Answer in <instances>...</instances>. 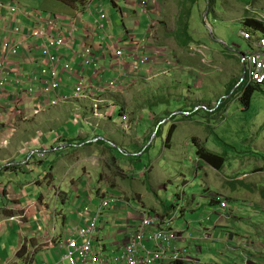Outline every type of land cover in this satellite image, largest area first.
Masks as SVG:
<instances>
[{"label": "rangeland", "instance_id": "obj_1", "mask_svg": "<svg viewBox=\"0 0 264 264\" xmlns=\"http://www.w3.org/2000/svg\"><path fill=\"white\" fill-rule=\"evenodd\" d=\"M18 1L28 7L34 5L33 0ZM230 1L211 0L209 10L206 1L200 0L199 4L197 1L192 6V14H188L189 8L184 4L169 0L167 9L155 21V30L148 45L161 50L172 65L160 62L148 73L133 76L129 64H124V72L128 76L123 79L124 83L103 91L105 102L98 116L106 118L111 130L105 124L106 131L103 132L100 126V133L126 137V143H120L119 149L130 151L133 157L109 147L113 155L117 154L118 161L114 162V167L106 161L103 173L93 175L91 180L100 181L102 177L100 186H105L117 197L124 193L122 188L138 183L136 188L142 197L131 192L130 197L134 199L131 205L137 206L141 201L144 209L156 211L162 205L165 210H170V224L174 228L170 231L176 232L179 238L168 243L177 244L189 239L175 229L183 230L188 224L187 234L204 225L206 232L203 237L208 234L206 238H211L212 228L216 231L212 235L217 237V242H204L207 248L217 253L213 260L227 264L229 258L241 251L245 259L242 262L236 260L237 264H264V81L248 83L241 61V55L250 47V42L241 36V32H248L253 40L264 36L249 28L253 21L264 25V0H236L232 4ZM107 6L117 11L110 1ZM199 9L202 13L198 18ZM205 13L207 15L203 19ZM130 15L137 19V23L129 20L128 25L119 26L120 15L117 12L115 19H110L111 24L103 30L105 38L119 35L117 43L126 54L130 52L132 43L122 34L123 30L131 29L140 37L146 25L144 15L137 17L132 12ZM108 17L111 16L108 14ZM247 22L250 25L246 26ZM184 23L186 28L182 29ZM95 35L98 33L95 32L91 38ZM185 36L190 42L197 44L195 41H201L222 51L223 60L211 58L205 49L204 59L199 56L200 50L192 46L182 53L180 45L187 44V41H182ZM119 39L122 41L118 42ZM217 39L221 44L213 43ZM103 42L109 43L108 40ZM109 55L105 51L104 56ZM112 61L113 58L109 57L102 64L106 67L105 76L111 80L114 76L109 69L119 68L115 63L111 64ZM161 68L169 69V73L161 74ZM249 85L259 87L251 93L245 107L240 96ZM220 103L222 105L217 108ZM58 104L68 110L74 104L76 112L81 115H88L91 111L90 103L83 99H63ZM115 113L114 122L118 121L120 114H126L132 127L124 132L118 129L112 122ZM191 137L210 152L223 154L220 169L213 168L196 155ZM118 170L122 172L114 173ZM237 176L242 179H235ZM110 178L116 179L122 187L112 190L106 186L112 181ZM208 192L213 195L207 196ZM211 199L214 200L210 202ZM184 200L186 203L182 205ZM221 202L226 203L224 210L220 208ZM124 211L119 212L115 219L121 223V228L127 226ZM103 216L115 217L112 213H103ZM230 245L236 250H232ZM175 252H180L183 260H172L169 264H199L198 260L189 258L185 246L176 245L171 253ZM220 252L225 256L221 257ZM115 256L117 253L113 254Z\"/></svg>", "mask_w": 264, "mask_h": 264}, {"label": "crops", "instance_id": "obj_2", "mask_svg": "<svg viewBox=\"0 0 264 264\" xmlns=\"http://www.w3.org/2000/svg\"><path fill=\"white\" fill-rule=\"evenodd\" d=\"M109 1L117 9L116 12L107 6ZM233 1L236 3L235 0ZM33 3V7L30 8H41L47 11V15L54 12L68 19L72 18L74 8L63 1L33 0ZM99 4L112 20L115 19L116 13H119V19L121 18L120 22L118 19L119 26L128 25L129 20L137 23V19H132L133 16L130 15L136 9L134 0L93 1L95 7ZM1 12L4 13V11ZM97 16V12L90 16L85 14L84 23L81 24L82 29L72 49L80 54L83 47L90 45L94 48L99 61L102 62L105 57L104 49L108 52L107 49L112 45L103 41L117 40L119 35H108L104 39L103 31H98L95 24ZM89 29L101 35L100 38L97 35L91 38L93 35ZM220 41L217 39L213 43L221 44ZM39 42L38 39L31 38L29 40V44L33 46L31 52L28 55L24 54L22 59L10 56L2 69L3 75L7 78L14 77L10 73V65L14 67L19 64V69L24 74L28 73L27 76L30 75V71L33 72L32 80L25 76L24 81L17 86L13 82H8L0 88V263L5 264H59L63 252L59 242L64 240L74 223L89 220L87 213L83 212L88 203H91L93 210L97 204L94 200L97 190H90L87 176L90 168L92 171H99V165L90 157V154L97 153L98 148L107 151L105 145L100 142L102 138L92 136L93 133L88 126L74 122L78 114L74 104L70 110L61 104H48L35 114V103L38 101H35L34 97H38L40 102L47 101L46 95L41 91L43 84L40 78V67L45 64L47 52L52 50L49 48L44 51L45 49L38 45ZM198 43L211 58L223 60L222 51L213 49L201 41ZM61 51L62 56L58 67V79L61 80L56 92L49 95L54 100L55 93L64 96V100L72 99L70 97L73 94L74 85L78 82V79L71 77L74 76V72L76 74L75 69L78 71L80 68L88 72L91 69V67L84 68L79 65L78 56L72 61L75 53L69 47H64ZM109 57H105L106 60ZM66 65L73 69H64ZM51 75L49 72L47 76ZM30 85L33 87L32 93L27 91ZM15 121L16 127L13 125ZM56 126L58 127L55 128ZM126 139V137L125 139L119 137L117 141H120L117 144L126 143ZM95 141L97 143H94ZM128 152L127 156H133L130 151ZM61 153L64 154L61 155ZM112 181V189L119 190L122 187L117 184L116 179ZM137 184L134 182L132 187H124L125 190L122 188L124 191L122 195L127 198L131 192L133 195H138ZM210 195L213 193L208 192L207 196ZM91 200L94 201L90 202ZM190 201L193 202V199ZM185 203L186 200L182 202V205ZM127 206H124L126 209L122 207L119 210V212L125 210L127 226L121 228V223L115 221L119 212H106L114 214L115 217L103 216L96 244L110 248L128 242L129 233L139 226L140 220L137 215L139 214L138 204L134 206L130 203ZM159 210L164 213L158 215L160 218H166L170 214V210H165L162 205ZM170 227L172 228V224ZM188 227L187 224L185 229ZM185 229H175L181 232L183 237H189L178 242L177 246H185L189 258L198 260L199 264H221L213 260L217 253L204 244L205 241H218L217 237L212 235L216 232L214 228L210 229L211 238H206L208 234L203 237L206 232L204 225H201V228L194 233H187L190 235L186 234ZM23 243L28 248L31 259L25 255L21 257L17 255L18 248ZM231 249L236 250L233 246ZM220 256L223 257L225 254L220 252ZM242 257L240 251L234 254L233 258H229L230 261L227 264H237L236 260L242 262L245 259Z\"/></svg>", "mask_w": 264, "mask_h": 264}, {"label": "clouds", "instance_id": "obj_3", "mask_svg": "<svg viewBox=\"0 0 264 264\" xmlns=\"http://www.w3.org/2000/svg\"><path fill=\"white\" fill-rule=\"evenodd\" d=\"M60 1H63L67 5H70V7L74 8L71 19H68L65 16H60L59 14L56 15L54 12H52L50 15H47V11L42 10L41 8H30L22 4L18 0H0V10L4 11V13L0 11V88L4 87L6 84H8V82H13L17 86L20 82H23L25 76L28 75V73L24 74L22 70L19 69V64L14 67L12 65L9 66L10 73H12L14 76L11 78H7L5 75H3L2 69L6 66L7 60L10 56L22 59L24 54L28 55L31 52V49L33 47L29 44V40L31 38L38 39L40 41L38 45L44 48V51L49 48L52 49L46 54L44 66L40 67V78L43 84L41 91L44 93V95H46L45 98H47V101L44 100L43 102H40L38 97H34V100L38 101L37 103H35V114L42 110L46 105H56L54 103L58 104L64 99V96H61L59 93H55V100L49 97L52 92H56L59 87V81L61 80L60 78L58 79V67L62 56V48L69 47L72 52L75 53L71 59L72 61L75 59V57L78 56V61L80 62L79 65H82L84 68L91 67L89 72L88 70L82 71L80 68L78 69V71L75 69L76 74L74 72V76H71L72 78L75 77L76 80L78 79V82L74 85L73 94L70 98H77L88 101L90 103L89 109H91L88 115H81L78 113L74 118V122L76 124L88 126L93 133L92 136L102 138L103 140L100 142L105 145V149L107 148V151H102L98 148L97 153H94L93 155L90 154V157L99 165V171L94 172L90 168V172L87 176V182L90 190H97L94 194V200L97 201V204L95 206V209L93 210L91 209V203H88L83 212L87 213V215L89 216V220L87 222L74 223L68 231L67 236L64 238V240H61L59 242L60 247L63 249L59 264H126L125 260H118L121 258L123 253V250L121 248L128 245L131 238L138 232L141 226L142 219H153L151 227L145 230V234H154L160 229L170 231V222L172 221V218L170 217V214L168 217L166 216V218H160L158 215L164 214L163 211H155L152 208L144 209V204L139 201L141 203L138 204V216L140 223L137 228L129 233L128 242L118 246H111L110 248H106L105 245L102 244H96V239L100 229V221L103 218V213L112 211L119 212L120 208H122L123 205H130L131 200H134L132 199V197H130L133 195H131V193L129 194V198L124 195H120L117 197L114 195V193L108 191V188H106L105 186H100L102 177L100 181L91 180V177L93 175L101 172L103 173V167L106 166V161H108L107 164L111 165L112 167H114V162H117L113 160V153H111L109 147H115L119 149V144H117V141L114 139L112 140V138L118 139L119 137L107 136V133H104L106 134L104 136L102 133H100L101 130L99 128L101 127L103 129V132L106 131L105 124L109 125L110 130L111 126L108 122H106V118H104L103 116H98V114L102 104L105 102V100L102 98L103 91L105 89L118 87L120 84L124 83L123 79H126V77H128L124 72V64H129L130 73L133 76L138 73H148L151 68L156 67V65L160 62H167L170 66L172 65L169 58L167 56H164L161 50L148 45V42L151 40L153 32L155 30V21L159 20L160 14H162V12L164 13V11L167 9L169 0H134L136 3V9L132 13L137 17H142V15H144L146 19V25L144 27V32L140 37H137L131 29L125 28L123 30V35L127 38H130L132 43V48L130 49V52L128 54H126L121 46L117 43L116 39L113 41H109V44L112 45L107 50L108 52H110V56L113 58L111 64L115 63V65L119 67L114 70L112 68L109 69V73L114 76L112 80L109 77L105 76V73L107 71L106 67H104L102 64L104 61H107L106 58L104 57L102 62L99 61V57L96 56V52L92 46L87 45V47H83L80 54L72 49V45L77 40L78 33L82 29L81 24L84 23L85 14L87 16H90L93 15L94 12H97L98 16L96 17L95 24L98 31H103L109 24H111V18L108 17V13L103 9V6L101 4L95 7L93 5L94 0ZM174 1L179 2V4H184V7L189 9L193 4L194 6L196 5L195 2L198 1V4L200 2V0ZM204 1H206V7H208V9L210 10V5L212 3L211 0ZM188 10L186 13L189 14ZM190 13L192 14V11H190ZM201 13L202 9H199L198 18ZM206 15L207 13L203 15V19H205ZM183 28L184 25L182 29ZM35 31H39V34H35ZM89 32L92 35L95 34V31H93V29H89ZM100 36L101 35L99 34L97 35L98 38H100ZM132 37L133 39H131ZM103 38L106 39L104 33ZM60 39H62V42H59ZM120 41L122 40L119 39L118 42ZM175 41L177 43L176 39ZM182 41H187V44L180 45L183 47L181 48L182 53L187 47L192 46V48L200 50V57L204 59L206 58L203 53V49L201 48V44L190 42L188 36H185ZM14 48L16 49L15 52L13 50ZM87 50H89V54H87ZM105 51L106 50L104 49L103 52L105 53ZM117 52H121V55L118 56ZM49 54H55V56L57 55L56 59L53 62L50 61ZM126 59H129V61H127ZM86 60H88L90 63H86ZM64 69L72 70L73 68H69L68 65H66L64 66ZM49 72L52 74L50 77L47 76ZM160 73L163 75H167L169 73V69L161 68ZM27 77L32 80L33 72L30 71V75ZM81 83L82 86L85 87V89L83 90V92L79 93L77 91V87L80 86ZM111 83H113V85H111ZM95 87H97L98 89H96ZM27 91L28 93L33 92L32 85L28 87ZM183 112L189 113V111ZM115 116L116 113L113 115L112 122L121 131L124 132L129 126H131V124H129L127 121L128 119L126 114H120L117 122H114ZM13 125L14 127H16V121ZM153 137L155 138V136ZM94 143H97V141H95ZM119 150L123 152L125 156H127L126 154L129 153L128 151H125L123 149ZM63 154L61 153V155ZM106 154H108V156H106ZM121 172V170H118L114 173L119 174ZM239 177L240 176H237L235 179H242ZM110 180L113 179L110 178ZM231 180L232 179H229V181ZM112 185L113 181H110L106 184V186H108L109 188H112ZM137 194H139V192H137ZM112 198L120 199L121 202L117 206H107V204L105 203H107V201ZM94 200H91L90 202H93ZM143 242L150 249L153 246V242L151 241H146L144 239ZM163 244L166 246L165 243ZM176 245V242H172L169 244V246H167L169 248L167 249L168 255H171V252H174ZM107 250H109L110 252H108ZM115 253H117V256L113 257V254ZM17 255L20 257L25 255L26 257L31 259L30 252L28 248H26L25 243L19 246ZM104 259H107L109 262L101 263V261ZM169 262L170 261H166L162 264H169Z\"/></svg>", "mask_w": 264, "mask_h": 264}, {"label": "built area", "instance_id": "obj_4", "mask_svg": "<svg viewBox=\"0 0 264 264\" xmlns=\"http://www.w3.org/2000/svg\"><path fill=\"white\" fill-rule=\"evenodd\" d=\"M35 34H39V31H35ZM241 36L250 42L249 49L241 55V61L243 65V73L246 76L248 83L260 84L264 81V36L256 37L254 40L251 39L248 32H241ZM62 42V39L59 40ZM14 52L16 49H13ZM89 54V50H87ZM117 55L120 56L121 52H117ZM57 55L49 54V59L53 62L56 59ZM86 63H90L86 60ZM113 85V83H111ZM98 89L97 87H95ZM85 89L82 86L77 87L79 93L83 92ZM121 202L120 199L112 198L107 201V206L112 205L117 206ZM226 207L225 202L220 203V208L224 210ZM153 219L143 218L141 221V226L138 232L131 238L128 245L122 247L123 250L122 256L118 260H125L126 264H162L166 261L179 260L182 261L183 257L180 252H175L171 255H168L167 246H169L171 240H176L179 238V235L174 231H165L159 230L154 234H145V230L151 227ZM146 241L153 242V246L148 248L143 242ZM165 243L166 246L163 244ZM117 260V259H116ZM107 259L101 261V263H108Z\"/></svg>", "mask_w": 264, "mask_h": 264}, {"label": "trees", "instance_id": "obj_5", "mask_svg": "<svg viewBox=\"0 0 264 264\" xmlns=\"http://www.w3.org/2000/svg\"><path fill=\"white\" fill-rule=\"evenodd\" d=\"M192 6H194V4ZM191 8L188 10L189 14H190V11H192ZM253 23H252L253 25L250 26L249 28H251L253 31H259V32H261V35H264V25H262V23L257 22V21H253ZM245 25L248 26V25H250V23L247 22V23H245ZM184 28H186V23H184ZM258 87H259L258 85H249L243 89L242 94L240 96L241 101L243 102L242 105H244L245 107L248 106V104H249L248 101H249V97H250L251 93L254 91V89H257ZM221 105H222V103H220L217 106V108H219ZM171 117H173V116H171ZM157 132H158V130H157ZM193 139H194V137H191L196 155L200 156L203 161H205L207 164H209L213 168L220 169V163L222 161H224L223 160V158H224L223 154L216 155V154L210 152L209 150L205 149L204 147L200 146V144L195 143L193 141ZM146 149H147V147H146ZM116 155H113L114 161H118ZM263 195H264V190H263ZM213 200L214 199H211L210 202H212Z\"/></svg>", "mask_w": 264, "mask_h": 264}]
</instances>
